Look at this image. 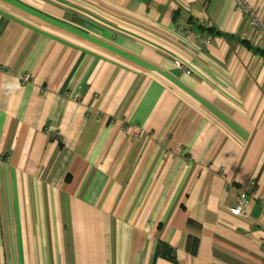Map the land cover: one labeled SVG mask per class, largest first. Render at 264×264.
Wrapping results in <instances>:
<instances>
[{
    "label": "crops",
    "instance_id": "1",
    "mask_svg": "<svg viewBox=\"0 0 264 264\" xmlns=\"http://www.w3.org/2000/svg\"><path fill=\"white\" fill-rule=\"evenodd\" d=\"M255 48L234 0H0V264H264Z\"/></svg>",
    "mask_w": 264,
    "mask_h": 264
},
{
    "label": "built area",
    "instance_id": "2",
    "mask_svg": "<svg viewBox=\"0 0 264 264\" xmlns=\"http://www.w3.org/2000/svg\"><path fill=\"white\" fill-rule=\"evenodd\" d=\"M237 7L242 13L249 19L251 26L257 28L264 34V22L258 16L256 10L249 4L247 0H234ZM175 65L178 69L182 70L186 74H191L190 68L184 64L181 60H175ZM248 207V201L246 199V193L241 192L238 195L237 201L233 207L230 208V212L233 215H244ZM261 250L264 252V239L262 240ZM2 264H13V263H2Z\"/></svg>",
    "mask_w": 264,
    "mask_h": 264
},
{
    "label": "trees",
    "instance_id": "3",
    "mask_svg": "<svg viewBox=\"0 0 264 264\" xmlns=\"http://www.w3.org/2000/svg\"><path fill=\"white\" fill-rule=\"evenodd\" d=\"M241 43H244V44H246L247 46L252 47L251 44H249V43H248L247 41H245V40H242ZM255 50L258 51V52H260V53H263V54H264V49H262V48H255ZM190 222H192V221H190ZM191 240H192V239H191ZM197 242H198L197 239H194V240H193V245H192V252H193V253H195V251H196V248H197ZM160 246H161V245L158 246V252H157V253H162V254L165 255V256H167V254H170L171 251L168 252L167 254L164 253V252H161ZM165 248H166V246H165ZM170 257H171V256H170Z\"/></svg>",
    "mask_w": 264,
    "mask_h": 264
}]
</instances>
